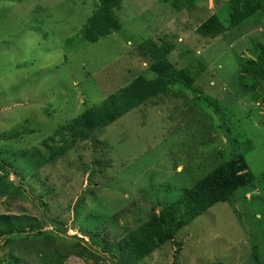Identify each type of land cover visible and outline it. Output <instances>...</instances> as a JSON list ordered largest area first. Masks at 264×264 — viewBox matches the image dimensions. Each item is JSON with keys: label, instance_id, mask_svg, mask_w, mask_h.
Segmentation results:
<instances>
[{"label": "rangeland", "instance_id": "1", "mask_svg": "<svg viewBox=\"0 0 264 264\" xmlns=\"http://www.w3.org/2000/svg\"><path fill=\"white\" fill-rule=\"evenodd\" d=\"M215 1L200 0L191 11L176 12L162 0H123L117 12L121 30L93 45L80 43L87 47L79 50L77 36L97 0H0V160L17 167L24 187L34 190L24 200L0 194V215L43 225L49 217L65 230L60 234L45 225L49 238H41L48 242L41 252L36 247L43 244L35 240L22 248L24 263L55 264L58 245L82 238L78 229L88 214L115 217L118 229L102 232L108 236L133 229L140 222L131 211L142 215L151 199L175 201L249 141L244 159L257 178L254 190L238 191L233 205L216 204L179 231L176 258L177 248L167 243L138 264H264V237L258 236L264 229V91L256 101L238 79L240 59H255L264 48V26L199 37L198 21L212 13L227 22V0ZM146 39L172 42L168 59L176 69L203 65V72L192 86H173L167 96L131 110L67 155L36 168L22 152L146 72L149 60L137 52ZM9 180L18 182L13 175ZM140 195L146 200H136ZM35 197L46 207L32 204ZM84 243L99 251L89 238ZM2 246L1 239L2 264H10L15 253ZM62 264L112 263L68 257Z\"/></svg>", "mask_w": 264, "mask_h": 264}, {"label": "trees", "instance_id": "2", "mask_svg": "<svg viewBox=\"0 0 264 264\" xmlns=\"http://www.w3.org/2000/svg\"><path fill=\"white\" fill-rule=\"evenodd\" d=\"M199 1L162 0V3L169 4L176 12H181L191 11ZM122 2L123 0H97L94 12L77 36L75 43L81 46L79 50L121 30L122 23L117 12L120 11ZM222 3L223 0L215 1V5ZM223 11L227 15L226 24L218 15L212 13L206 19L198 21L195 33L201 38L215 39L225 33L238 32L242 26L255 28L264 26V0H227L223 4ZM174 49L175 46L170 41L162 40L157 43L152 39L144 40L138 45L137 52L141 58L149 60L145 73L132 78L127 85L107 95L99 104L86 108L71 121L56 128L37 147L22 154L27 155L36 168H41L67 155L79 144L91 140L95 133L117 122L131 110L167 96L173 86L178 84L184 87L192 86L203 72L204 66L188 65L176 69L168 59ZM240 60L239 82L245 81L244 89L250 91L257 101L259 93L264 91V48H259L255 59ZM239 146L241 147L235 148L231 156L213 166L202 179L190 188L183 189L173 202L161 203L153 201L154 199L145 201L144 195L138 196L136 200L147 202L148 209L142 215L130 212V215H137L136 221L140 222L133 229L125 228L122 232L117 231L113 237L108 236L102 232L108 230L113 232L118 229L115 217L102 219L97 215L88 214L81 223L84 225L78 229L82 238L74 237L73 243L68 245L63 242L58 245L59 255L56 256L55 264H62L68 257H74L82 262L101 258L109 260L112 264H138L150 259L153 253L167 243L177 248L174 254L176 258L182 248V244L175 241L179 231L216 204L233 205L234 195L238 191H246L248 187L254 190L257 178L249 170L244 159V154L251 149L250 142L246 141ZM17 170V167L0 160L2 173L0 194L28 199L34 190L24 187L25 178ZM11 175L15 176L18 182H10ZM38 197L41 198L40 195ZM38 197L33 198L32 204L38 203L41 207H46ZM35 201L37 203H34ZM230 210L231 214L232 212L234 214V211ZM45 220L46 223L43 225L26 216L0 215V240L2 239L3 246L15 253L9 261L10 264H26L18 253L24 251L22 248L30 246L33 240L34 243L43 244H40V248L36 247L38 251H42L41 248L49 239L41 237L49 238L47 233H50L44 231L45 225L52 224L60 234L65 233L62 223L51 221L49 217ZM259 233L258 236L264 237V229ZM84 238H89L90 242L96 245L99 249L96 252L100 255L94 252L92 247H86ZM253 257L258 261L259 257L255 251ZM2 263L4 258H0V264Z\"/></svg>", "mask_w": 264, "mask_h": 264}]
</instances>
